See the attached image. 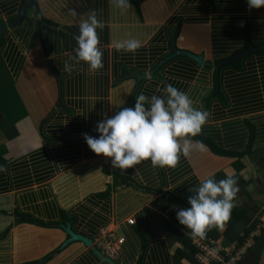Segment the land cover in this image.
I'll list each match as a JSON object with an SVG mask.
<instances>
[{
	"label": "crops",
	"instance_id": "0c3cea01",
	"mask_svg": "<svg viewBox=\"0 0 264 264\" xmlns=\"http://www.w3.org/2000/svg\"><path fill=\"white\" fill-rule=\"evenodd\" d=\"M130 3L120 13L109 0H0V264H107L83 240L65 242L67 223L92 244L102 229L125 236L118 264H198L193 236L172 206L188 207V189L213 174L235 176L239 191L224 227L206 237L230 245L264 222V49L230 61L249 40L264 44V7L249 9L246 0ZM93 10L103 24V67L89 71L81 61L66 72L79 21ZM129 36L141 47L116 51L114 42ZM175 48L212 64L171 57ZM225 58L223 100L211 95L213 62ZM165 83L209 112L191 138L204 151L193 149L174 168L146 159L121 172L88 148L83 134L98 135V120L131 107L140 93L161 95ZM241 264H264V228Z\"/></svg>",
	"mask_w": 264,
	"mask_h": 264
},
{
	"label": "clouds",
	"instance_id": "9594fccd",
	"mask_svg": "<svg viewBox=\"0 0 264 264\" xmlns=\"http://www.w3.org/2000/svg\"><path fill=\"white\" fill-rule=\"evenodd\" d=\"M249 9L264 7V0H246ZM112 8L124 13L131 8L130 0H109ZM103 24L95 11L86 14L78 24L74 35L76 47L64 61V70L71 72L81 61L89 71L103 67V49L99 47L97 29ZM116 51L132 52L141 47V42L129 36L114 42ZM162 94L147 97L140 93L134 97L131 107H120L114 115L97 121L96 136L87 133L83 139L88 148L97 155L111 158V166L123 170L133 168L143 160L153 166L174 168L180 157L193 150L204 151L205 145L192 137L201 132L209 112L194 106L189 95L172 84L165 83ZM0 165V171H4ZM239 187L235 176L226 174L215 179L214 174L188 189V207L176 210V220L193 237L205 238L213 227L223 228L229 220Z\"/></svg>",
	"mask_w": 264,
	"mask_h": 264
},
{
	"label": "built area",
	"instance_id": "2783aa9c",
	"mask_svg": "<svg viewBox=\"0 0 264 264\" xmlns=\"http://www.w3.org/2000/svg\"><path fill=\"white\" fill-rule=\"evenodd\" d=\"M172 209L176 211L178 206L174 205ZM170 210L167 208L163 215L169 218ZM128 222L134 223L135 220L130 218ZM263 228L264 222H258L244 239L230 245L224 244L221 239L212 237L205 236L203 239L193 237L194 258L198 264H241L244 255L252 246L254 238L261 233ZM125 240V236L118 235L111 229H102L93 244L103 255L116 260L120 256Z\"/></svg>",
	"mask_w": 264,
	"mask_h": 264
},
{
	"label": "water",
	"instance_id": "95a60500",
	"mask_svg": "<svg viewBox=\"0 0 264 264\" xmlns=\"http://www.w3.org/2000/svg\"><path fill=\"white\" fill-rule=\"evenodd\" d=\"M35 0H32V3H34ZM24 14V11H23ZM264 49V44H260L258 46H254L252 45L251 47H249L248 49H245L241 52H237L231 59L230 61H235L237 58H239L241 55L243 54H249L253 51H258V50H262ZM177 54H183L186 55L194 60H196L199 64H205V65H210L212 64L211 62L205 61V56L204 55H198L190 50H180V49H176L173 52V54L171 55V57H173L174 55ZM63 228L67 231V233L69 234V238L65 241L70 242L74 239H81L83 240L85 243H87L88 245L92 246V249L94 250V252L100 257L101 262H105L107 264H118L116 262V260L111 259L105 255H103V253L95 246L92 244V240L86 238L85 236H83L82 234L76 233L72 228L71 225L69 223L63 225Z\"/></svg>",
	"mask_w": 264,
	"mask_h": 264
},
{
	"label": "trees",
	"instance_id": "16d2710c",
	"mask_svg": "<svg viewBox=\"0 0 264 264\" xmlns=\"http://www.w3.org/2000/svg\"><path fill=\"white\" fill-rule=\"evenodd\" d=\"M246 34L249 35V28L247 29ZM249 44H250V45H254V46H258L257 44H254L252 40H249ZM232 56H233V55H232ZM232 56H231V57H232ZM242 56H243V55H242ZM242 56H240V57H242ZM229 58H230V57H229ZM226 59H228V58L220 59V60H215V61L213 62V64H214L215 67L217 68V73H216V76H215V78H214V87H213V89H212V95H211V96L221 97L223 100H224V97H223V94H222V92H221L220 75H219L218 70L221 68V65L223 64V61L226 60ZM238 60H239V59H238ZM238 60L235 61L234 63H231V64H235L236 62H238ZM201 138H202L203 140L207 141L210 145L213 146V143H212L211 140H210V136H208L207 138L201 136ZM213 148L216 150V147H213ZM222 152H223V154H230V151H222ZM235 167H236L237 169H239L240 166H239V164L236 163V166H235ZM122 175H123V177H125L126 179H128V177H127L126 175H124V174H118L119 177H121ZM193 248H194V247H193ZM57 251H59V249H56L53 253H55V252H57ZM53 253H51V254H53ZM51 254H50V255H51ZM50 255H48V256H50ZM26 264H35V263H34V262H31V263H26Z\"/></svg>",
	"mask_w": 264,
	"mask_h": 264
}]
</instances>
